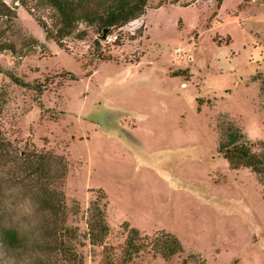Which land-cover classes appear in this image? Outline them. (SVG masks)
<instances>
[{"label":"rangeland","instance_id":"obj_1","mask_svg":"<svg viewBox=\"0 0 264 264\" xmlns=\"http://www.w3.org/2000/svg\"><path fill=\"white\" fill-rule=\"evenodd\" d=\"M2 1L18 16L7 27L38 41L22 54H0L3 222L42 238L46 216L23 193L27 180L16 166L40 151L65 160L66 223L81 264H102V246L83 237L98 194L115 252L124 222L144 241L163 231L182 244L170 260L146 250L137 264H180L188 255L187 264H264V184L216 153L220 120L234 122L252 150L264 141V0H147L140 17L111 34L99 38L80 23L86 36L60 44L18 1ZM34 13L51 22V10ZM45 254L0 241V264Z\"/></svg>","mask_w":264,"mask_h":264},{"label":"trees","instance_id":"obj_2","mask_svg":"<svg viewBox=\"0 0 264 264\" xmlns=\"http://www.w3.org/2000/svg\"><path fill=\"white\" fill-rule=\"evenodd\" d=\"M16 1L28 13L34 15V20L45 35L57 44H60V41L65 37L84 38L87 30H78L80 23L91 28L99 38L107 36L115 29L140 17L144 13L147 3V0ZM46 8L51 10L49 24L34 13L35 10ZM0 18L6 31L10 32L8 34L5 29L0 28V54L5 51L13 55L22 54L26 49L35 48L38 43L36 38L31 35L24 36L19 29H11V22L15 21L18 16L2 0H0ZM9 24L11 27H7ZM94 42L97 44L98 39H95ZM8 76L16 80V83L20 82L12 73H8ZM259 97L264 109L263 86L260 87ZM216 131L217 155L227 162L229 168L233 170L248 169L264 184V141L258 143V150H252L253 145L245 138L240 128L229 120L217 121ZM4 152L6 151L4 150ZM4 152L0 150V167L6 164L7 158ZM16 162L17 168L24 171L23 178L27 180L26 183H21V186L27 189L23 190V193H26L37 210L46 216V222L43 224L42 238L31 241L29 236L3 222V207L0 206V241L12 250H25L30 246L46 250V254L36 258L32 264H56L54 257L52 258L49 254L52 251L65 257L70 264H81V255L74 249L77 237L66 223L68 210L61 188L67 173L65 160L52 154L33 151L26 154L20 163ZM103 196V194L95 195L89 202L86 231L83 232V237L90 245L102 246V264H137L136 258L146 250L152 251L164 260H170L173 256L183 252L181 242L172 233L162 231L148 241H144L139 230L136 227H129L126 222L123 223L125 236L118 251L115 252L110 243H105V240L109 238L110 227L106 221ZM193 256L188 255L182 258L180 264L191 262ZM194 263L201 264L197 261Z\"/></svg>","mask_w":264,"mask_h":264}]
</instances>
